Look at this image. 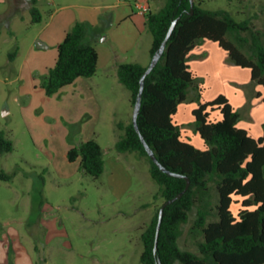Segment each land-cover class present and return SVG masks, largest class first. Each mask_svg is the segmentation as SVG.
I'll use <instances>...</instances> for the list:
<instances>
[{
	"label": "rangeland",
	"instance_id": "1",
	"mask_svg": "<svg viewBox=\"0 0 264 264\" xmlns=\"http://www.w3.org/2000/svg\"><path fill=\"white\" fill-rule=\"evenodd\" d=\"M25 1L29 4L18 1L21 8L12 0L0 2V134L13 145L11 152L0 153L2 169L12 175L9 182L0 181V264H141L140 236L164 200L154 197L158 187L146 161L134 153H118L114 145L120 133L117 123H129L133 112L117 68L150 62L152 38L141 23L145 15L117 24L111 15L120 12L118 0H38L42 22L36 24L30 22ZM202 1L205 10H226L236 21L249 18L254 30H264V0ZM128 3L134 12L136 4L156 12L163 1ZM51 13L84 22L90 33L86 41L100 48L101 62L93 77L78 78L47 96L41 84L57 50L46 26ZM135 26L142 32L137 47L131 40ZM201 46L204 54L195 62L203 72L199 76L203 97L213 100L223 94L237 106V96L244 95L245 102L237 109L240 126L258 136L264 101L255 100L257 86H248L249 70L230 65L215 43L205 41ZM220 65L226 69H215ZM190 105L179 106L175 121L182 124V138L187 135L195 148L202 149V140L188 125L193 121ZM90 139L103 152L104 168L97 179L80 171L79 160L66 158L70 148ZM238 207L232 205L234 215ZM194 220L192 210L181 225L178 245L183 250H196L200 236L192 231Z\"/></svg>",
	"mask_w": 264,
	"mask_h": 264
},
{
	"label": "trees",
	"instance_id": "2",
	"mask_svg": "<svg viewBox=\"0 0 264 264\" xmlns=\"http://www.w3.org/2000/svg\"><path fill=\"white\" fill-rule=\"evenodd\" d=\"M162 1L156 12L145 14V26L152 38L150 59L158 52L172 21L179 19L157 64L144 79L137 126L157 161L168 171L187 177L189 187L163 210L156 254L153 248L159 209L152 216L140 236V263L264 264V124L262 135L253 138L237 127L240 114L224 95L203 102L202 81L188 65L191 51L210 41L227 54L230 65L249 70L248 86L264 90V30H254L249 18L236 21L226 10H205L202 0L193 1L192 13L190 0ZM36 6L37 0H30L31 22L37 24L42 16ZM87 31L84 22L76 21L57 46L56 61L41 84L47 96L78 78L95 75L98 55L86 41ZM146 67L124 63L117 68L118 82L129 91L132 107ZM185 102L197 104L188 125L204 149L183 139L181 126L173 121L178 106ZM116 128L120 133L115 150L134 153L146 161L149 176L158 187L155 198L165 202L184 190L185 179L163 173L151 161L132 118L129 123H117ZM12 149V142L0 134V153ZM66 158L69 162L79 160L80 171L93 179L103 172V152L93 139L70 148ZM11 179L0 164V181ZM234 204L239 205L236 215L231 210ZM192 210V231L200 236L195 251L178 245L181 225L187 223Z\"/></svg>",
	"mask_w": 264,
	"mask_h": 264
},
{
	"label": "crops",
	"instance_id": "3",
	"mask_svg": "<svg viewBox=\"0 0 264 264\" xmlns=\"http://www.w3.org/2000/svg\"><path fill=\"white\" fill-rule=\"evenodd\" d=\"M5 0H0V2H4ZM19 0H12V2L13 3H15V6L16 7H19L18 5H20V3L18 2ZM147 1V0H146ZM148 1H150V0H148ZM28 2H29V4H27V2L25 1V3L26 4H24V7L28 10V12H29V8H30V0H28ZM37 5H38V0H37ZM19 8H21V7H19ZM116 8H118L119 9V13L118 14H116L115 16H113V15H111V18H112V22L113 23H117V24H120V23H122V22H124L125 20H127L129 17H133V15L134 16H136V17H138V16H143V14H140L139 12H138V10H137V8H136V5H135V12L133 11V8H132V5L130 4V3H128V1H125V0H118V4L116 5ZM57 15L55 14V13H51L50 14V16H49V23L47 22L46 23V26L50 29V41H51V45H53L54 47H56L57 48V46L62 42V40H63V38H64V36H65V34L69 31V29L72 27V25L74 24V22H75V17L74 16H68V15H63V16H60V17H56ZM20 18H21V20L22 19H24V16L23 15H20ZM30 22H31V19H30ZM41 22H42V20H41ZM40 22V23H41ZM141 23H142V26H143V28H144V26H145V20H142L141 21ZM144 31V30H143ZM141 37H142V32H139L138 31V28H137V26H135L134 27V29H133V38H131V40H132V45H133V47H137V43L140 41V39H141ZM100 38H101V34H99L98 36H97V38H96V40H100ZM89 39H90V33H89V30L87 31V35H86V40L87 41H89ZM106 39V37L102 40V42L104 41ZM48 41V40H47ZM91 41H95V39H94V37L92 36V33H91ZM120 41H121V39H120ZM45 42L46 41H42V44L41 45H43V46H45V45H48V43L46 42V44H45ZM205 42V41H204ZM204 42L202 43V44H204ZM213 43V42H212ZM139 44V43H138ZM216 44V43H215ZM94 45V44H93ZM217 45V44H216ZM218 46V45H217ZM48 47V46H47ZM219 47V46H218ZM94 48H95V50H96V52H97V55H98V64H97V66H99L100 65V62H101V54H100V48L99 47H97V46H95L94 45ZM201 48H203V46H201V45H199V46H196L192 51H191V53H190V55H191V59L189 60V62H188V65H189V67H190V69H191V71L199 78V76L201 75L200 73H203V72H200V70H198L197 69V66H196V60H198V59H196V58H199V57H201L203 54H204V52L203 51H201ZM150 49V48H149ZM203 50V49H202ZM222 50V49H221ZM223 51V50H222ZM56 57H57V50H56ZM192 58H194V59H192ZM200 60H202L203 61V63H207L210 59H200ZM55 61H56V59H55ZM55 63V62H54ZM222 64H225V59H222V62H221ZM194 65V66H193ZM228 66V65H227ZM51 67V66H50ZM236 67V66H235ZM49 69V68H48ZM215 69H217V70H219V71H223V70H225L226 68L225 67H222L221 65L220 66H217ZM249 74H250V72H249ZM77 80V79H76ZM75 80V81H76ZM238 82H240V81H238ZM244 82H246L245 80H244ZM249 82H250V80H249ZM202 87H203V84H202ZM259 87L260 86H257L256 87V89H255V100L256 101H264L262 98H264V96H263V93H264V90L260 87V90H259ZM240 90V89H239ZM239 90H237V91H239ZM239 92H241V91H239ZM259 93V97H257V94ZM204 87H203V91H202V101L203 102H207V101H211V100H205V98L203 97L204 95ZM223 95V94H222ZM218 96V95H217ZM216 96V97H217ZM225 96V95H224ZM237 96V95H236ZM227 99H228V101H229V103L231 104V106L233 107V109L234 110H237V109H239V107H241V104L242 103H244L245 102V99H244V95H243V97L241 98L240 96H237V98H238V100H236L237 102H238V104H237V106H234L233 104H232V102H231V100H230V98L229 97H227V96H225ZM181 105V104H180ZM179 105V106H180ZM179 106H178V108H177V112H176V114L174 115V117H173V121H174V123L175 124H177V122L175 121V117H176V115L178 114V109H179ZM196 106H197V104L195 103V102H191V105H190V112H192V110L193 109H195L196 108ZM192 116V115H191ZM177 125H179V124H177ZM184 125V124H183ZM179 126H182V124L181 125H179ZM237 127L238 128H241V129H244V130H246L248 133H249V135L251 136V137H253V138H258L259 136H261L262 135V132H263V130L261 131V133L258 135V136H254L253 134H251V130L249 129V128H247V127H241L240 126V123L238 122L237 123ZM185 139L187 140H189V137L186 135V137H185ZM190 141V140H189ZM202 149H204V144H202ZM27 258L25 257V260H26ZM23 260H24V258H23ZM26 263V262H25Z\"/></svg>",
	"mask_w": 264,
	"mask_h": 264
},
{
	"label": "water",
	"instance_id": "4",
	"mask_svg": "<svg viewBox=\"0 0 264 264\" xmlns=\"http://www.w3.org/2000/svg\"><path fill=\"white\" fill-rule=\"evenodd\" d=\"M190 7H191V12L192 13V7H193V1L190 0ZM179 17L176 18L175 20L172 21L167 33H166V36L158 50V52L150 59V62L148 64V66L146 67V70L144 71V73L142 74L141 78H140V88H139V93H138V96H137V99H136V102H135V105L133 107V112H132V124H133V127L135 129V131L137 132V134L139 135L141 141L143 142V145H144V148L145 150L147 151V154L149 156V158L151 159V161L163 172V173H166L168 174L169 176H172V177H178V178H183L185 179L186 181V185H185V188L183 191H181L180 193H178L175 197H173L172 199L170 200H166L159 208V211H158V218H157V225H156V233H155V241H154V248H153V253L156 254V250H157V240H158V233H159V229H160V224H161V220H162V215H163V210L166 206L172 204L173 202H175L176 200H178L185 192L186 190L188 189L189 187V179L185 176H182V175H179V174H176V173H173V172H170L168 171L167 169H165L156 159L155 155L153 154V152L149 149L147 143L144 141L139 129H138V126H137V114H138V111H139V108H140V95L143 91V85H144V79L145 77L150 73V71L155 67V65L157 64L161 54L163 53L164 51V48H165V44L169 38V36L171 35L177 21H178ZM158 264H160L158 262Z\"/></svg>",
	"mask_w": 264,
	"mask_h": 264
},
{
	"label": "built area",
	"instance_id": "5",
	"mask_svg": "<svg viewBox=\"0 0 264 264\" xmlns=\"http://www.w3.org/2000/svg\"><path fill=\"white\" fill-rule=\"evenodd\" d=\"M136 8H137L138 12L140 14H143V15H145L149 11V9L147 7L140 5V4H136Z\"/></svg>",
	"mask_w": 264,
	"mask_h": 264
}]
</instances>
